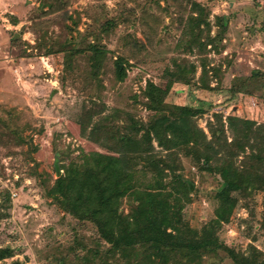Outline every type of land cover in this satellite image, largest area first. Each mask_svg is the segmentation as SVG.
Wrapping results in <instances>:
<instances>
[{
  "label": "rangeland",
  "instance_id": "1",
  "mask_svg": "<svg viewBox=\"0 0 264 264\" xmlns=\"http://www.w3.org/2000/svg\"><path fill=\"white\" fill-rule=\"evenodd\" d=\"M199 5L209 10L211 28L202 23L204 36L219 38L218 50L208 46L205 56L209 67L221 69L224 86L254 70L264 73V0H0V248L12 253L0 264H101L107 257L110 245L97 227L71 216L51 194L60 176L57 165L80 161L88 149L87 137L80 136L78 127L72 135L70 127L84 107L97 113L94 121L113 116L111 123L104 122L106 127L116 124L123 130L125 112L148 121L152 113L145 104L147 82L165 86L164 72L178 59L196 65L195 79L189 85L175 83L169 104L199 107L217 101L226 125L230 114L264 123L263 91L230 99L198 82L199 51L188 52L179 43ZM10 17H16L18 25ZM217 17L223 19L222 29ZM107 21L114 26L105 32ZM69 40L70 46L83 49L71 69L65 67L60 46ZM96 40L109 50L99 79L91 76L87 52ZM118 57L126 60L123 81L116 77ZM209 74L211 85H216L217 77ZM115 110L121 114H112ZM213 111L196 118L208 135ZM101 137L94 142L99 151V144L112 143ZM153 145L162 152L156 141ZM176 160L178 173L195 185L184 202V223L197 237L210 227L228 247L242 253L254 247L264 258V192L239 198L227 219H221L222 177L201 170L184 153ZM136 179L145 190L156 185L143 164ZM130 203V198L123 202L125 214ZM119 260L110 258L109 264H134L135 255L127 262ZM198 261L233 264L222 249L206 251Z\"/></svg>",
  "mask_w": 264,
  "mask_h": 264
},
{
  "label": "trees",
  "instance_id": "2",
  "mask_svg": "<svg viewBox=\"0 0 264 264\" xmlns=\"http://www.w3.org/2000/svg\"><path fill=\"white\" fill-rule=\"evenodd\" d=\"M199 6L198 14L189 18L179 43L188 52L199 51L201 76L198 82L207 91L224 92L230 99L239 95L250 96L258 90L264 93V73L260 70L235 77L229 86H224L221 69L209 67L205 52L208 46L218 50L219 38L204 36L202 23L211 28L209 10ZM10 18L14 25H18L16 17ZM217 22L222 29V17H217ZM113 26L112 21H107L103 30L108 32ZM71 42L73 40L60 44L67 69H71L76 56L83 53L82 48L70 46ZM87 52L90 53L91 76L99 79L109 50L96 40L89 44ZM125 62L122 57L115 60L119 81L127 75ZM210 71L217 77L216 85L210 83ZM195 73V64L174 59L173 68L168 67L164 72L165 86L148 81L144 97L152 114L146 122L125 112L123 130L116 124L106 127L104 122L111 123L113 116L106 115L94 121L97 113L84 107L80 119L70 123L72 135L77 133L74 129L78 127L80 136L87 137L88 149L83 150L80 161L57 165L60 176L51 194L71 216L93 223L100 238L110 245L101 264H109L110 258L127 262L134 255V264H144L145 261L152 264H199L198 260L206 251L219 249L228 253L233 264H264L263 253L258 249L251 247L246 253L237 252L219 241L214 229L204 227L197 237L199 233H193L183 221L184 202L195 190V185L178 173L176 159L181 153L191 156L201 170L222 177L223 186L219 192L223 205L219 211L221 219H227L239 198L246 199L256 190L264 192V123L230 114L226 125L225 114L218 109L220 104L217 101H208L199 107L167 102L174 84L193 83ZM211 110L214 111L208 124V135L197 125L196 118ZM114 113L116 116L121 114L119 110ZM101 135L112 143L99 144L102 148L99 151L94 142L98 139L100 142ZM154 141L162 152L156 151ZM140 164L155 176V188L150 185L145 190L139 186L136 175ZM61 170H64L62 174ZM168 186L171 191L167 190ZM126 198L131 200L127 214L121 211ZM11 256L9 249L0 248V261Z\"/></svg>",
  "mask_w": 264,
  "mask_h": 264
}]
</instances>
